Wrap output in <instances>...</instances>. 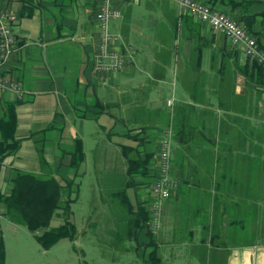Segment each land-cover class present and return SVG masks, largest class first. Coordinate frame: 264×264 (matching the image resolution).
Wrapping results in <instances>:
<instances>
[{"label":"crops","instance_id":"1","mask_svg":"<svg viewBox=\"0 0 264 264\" xmlns=\"http://www.w3.org/2000/svg\"><path fill=\"white\" fill-rule=\"evenodd\" d=\"M170 1L179 7L178 36L171 47L181 59L177 73L183 86L160 105L156 95L162 89L151 81H165L170 64L150 46V11L141 18L148 23L146 36L136 25L140 18L133 11L140 0L117 5L121 15L111 21L110 30L120 36L128 61L110 74L94 70L97 0H0V7L17 17L16 50L2 76L19 87L0 91V114L6 104H16L21 140L18 151L2 164L0 189L7 190L13 168L34 172L51 164L49 176L61 184L76 181L80 192L77 178L86 175L89 164L111 172L123 165L121 192L128 196L130 189L139 202L147 178L129 176L127 158L150 154L148 169L154 173L163 130L169 127L170 173L178 187L163 205V264L173 260L172 251L179 252L175 258L184 264H213L214 252L221 250L229 251L223 264H264V244L244 237L264 235V85L246 86L242 50ZM198 1L239 21L254 16L251 28L264 47V4L259 0ZM159 8L156 23L171 14ZM226 76L232 86H225ZM252 124L262 127L263 134L254 132ZM94 134L90 149L86 136ZM76 140L85 157L73 166ZM34 149L37 157H30ZM130 202L136 211L132 196ZM5 211L0 203V241L3 223L10 221Z\"/></svg>","mask_w":264,"mask_h":264},{"label":"rangeland","instance_id":"2","mask_svg":"<svg viewBox=\"0 0 264 264\" xmlns=\"http://www.w3.org/2000/svg\"><path fill=\"white\" fill-rule=\"evenodd\" d=\"M258 4H264V0H259ZM164 8L171 13L168 18H162L156 23L154 15ZM178 6L170 0H140V3L135 4L134 13L137 19L136 25H141L143 33H149L147 21H141L150 11V46L152 49L158 48V53L163 60L170 64V74L167 75L165 81H151L152 86H160L162 91L156 95V100L162 105L163 100L171 95L172 90L180 93V86H183L178 75V66L180 60L176 48H172V43L177 34V13ZM137 14V15H136ZM175 17V23L172 18ZM111 24V30H112ZM113 31V30H112ZM218 35L224 36L218 31ZM141 37L140 35H137ZM176 43V42H175ZM171 49V50H170ZM242 56L245 57L243 51ZM154 57V56H153ZM247 57V56H246ZM150 72V78H152ZM225 86H232L230 76H226ZM246 86H252L247 79ZM256 124H252L251 128L254 132L263 134L262 127L257 128ZM103 136V132L100 130ZM94 135H87V146L90 149L94 147ZM92 152L88 149V152ZM30 157H37L35 149ZM264 159V158H263ZM124 162V160H123ZM264 163V161H263ZM42 170L35 171L43 172L44 175H49L54 169V165H40ZM86 166V165H85ZM123 166V165H122ZM121 167L117 171L102 170L98 166L88 165V170L85 176L78 175L77 182H80V192L75 200L71 202L70 220L76 225L77 238L71 241L69 238L59 240L49 249H45L36 238V234L29 230L23 224H17L5 219L3 223L4 232V249L6 264H153L150 260L152 243L159 248V254H163L164 242L161 236L162 221L158 229L138 228L134 223V218L137 215L136 211L130 212L122 203L121 189L124 187L126 172ZM156 167V166H155ZM44 169V170H43ZM54 174V172H53ZM153 179V178H152ZM148 182V179L146 180ZM143 185V189L138 198L129 189L128 195L131 201V196L134 201V206L137 209L139 203L149 206L151 201V186ZM150 188V190H147ZM120 191L119 195L114 193ZM149 191V192H148ZM65 197V194H64ZM163 217V216H162ZM65 221L63 216H54L51 220L50 227L61 225ZM251 225H255V218L252 214L250 218ZM150 226V225H149ZM250 230V229H249ZM252 230V229H251ZM250 230V232H251ZM253 231V230H252ZM263 243L264 235L244 236ZM160 245H162L160 247ZM170 254V252H168ZM202 253V252H201ZM229 251L221 250L214 252L217 254L213 264H223ZM179 252L172 251L171 261H165L166 264H184L181 257L177 256ZM207 255V252H205ZM193 256V255H192ZM166 257H169L166 254ZM162 258V256H161ZM192 258V257H191ZM193 261H198L192 258ZM193 263V262H192ZM196 264V262H195Z\"/></svg>","mask_w":264,"mask_h":264},{"label":"trees","instance_id":"3","mask_svg":"<svg viewBox=\"0 0 264 264\" xmlns=\"http://www.w3.org/2000/svg\"><path fill=\"white\" fill-rule=\"evenodd\" d=\"M209 5L216 8L211 4ZM253 19L254 16H246L244 21H237L253 32L251 28ZM253 34L255 35L254 32ZM260 46L264 49L261 44ZM243 74L254 86L264 85V67L248 57L243 65ZM17 124L16 104L8 103L5 111L0 114V171L5 158L15 154L20 148L21 140L16 136ZM73 152L72 165L75 166L85 157L81 140L75 141ZM127 159L128 175L143 174L148 179L149 187H152L155 172L152 173L148 169L150 154L144 159ZM78 193L79 185L74 180L61 184L54 176L13 168L8 179L7 190L3 192L0 189V203L4 204L5 215L10 221L28 227L36 234V238L42 247L49 249L63 238H69L71 241L77 238V228L70 220V216L71 202L77 198ZM121 194L122 203L128 211L133 212L134 207L129 201L126 191L123 190ZM136 214L133 219L136 227L141 229L147 226L148 228L150 213L144 202L139 203ZM56 215L65 217V221L59 226L50 227L51 220ZM158 251L159 248L153 242L150 253V261L153 264H163V259ZM0 264H6L3 239L0 241Z\"/></svg>","mask_w":264,"mask_h":264},{"label":"built area","instance_id":"4","mask_svg":"<svg viewBox=\"0 0 264 264\" xmlns=\"http://www.w3.org/2000/svg\"><path fill=\"white\" fill-rule=\"evenodd\" d=\"M124 0H97L95 18L98 26V45L94 70L98 74L118 72L127 64V56L120 48L121 38L110 30V23L121 15L117 5ZM180 8L186 10L191 16L208 24L223 35L231 44L241 49L252 61L264 67V49L260 46L256 36L243 24L230 17L227 13L211 7L198 0H173ZM16 15L0 7V91L6 88L18 89L16 82L4 79L3 67L8 58L16 50L14 24ZM168 105L173 99H168ZM173 131L171 128L163 130L159 143L155 167V179L151 188V201L149 202V227L158 229L163 216L164 202L172 197L178 187V182L171 177V148Z\"/></svg>","mask_w":264,"mask_h":264}]
</instances>
